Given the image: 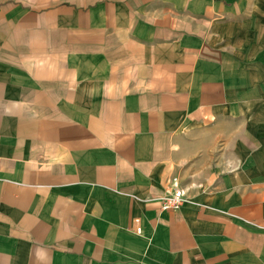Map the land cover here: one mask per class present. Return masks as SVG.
I'll return each mask as SVG.
<instances>
[{"label": "crops", "instance_id": "obj_1", "mask_svg": "<svg viewBox=\"0 0 264 264\" xmlns=\"http://www.w3.org/2000/svg\"><path fill=\"white\" fill-rule=\"evenodd\" d=\"M260 75L264 0H0V264H264Z\"/></svg>", "mask_w": 264, "mask_h": 264}, {"label": "built area", "instance_id": "obj_2", "mask_svg": "<svg viewBox=\"0 0 264 264\" xmlns=\"http://www.w3.org/2000/svg\"><path fill=\"white\" fill-rule=\"evenodd\" d=\"M186 200L184 190L180 187H175L171 192L164 194L161 198L162 208H178ZM133 230L136 233L140 232L139 219L133 220Z\"/></svg>", "mask_w": 264, "mask_h": 264}, {"label": "rangeland", "instance_id": "obj_3", "mask_svg": "<svg viewBox=\"0 0 264 264\" xmlns=\"http://www.w3.org/2000/svg\"><path fill=\"white\" fill-rule=\"evenodd\" d=\"M260 77H261L260 79H262L264 81V78L261 75H260ZM263 86H264V84H263Z\"/></svg>", "mask_w": 264, "mask_h": 264}]
</instances>
